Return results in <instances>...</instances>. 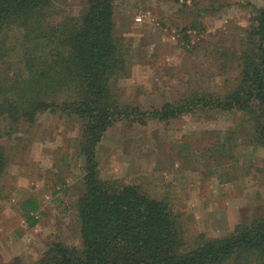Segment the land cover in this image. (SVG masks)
I'll use <instances>...</instances> for the list:
<instances>
[{
	"label": "trees",
	"instance_id": "16d2710c",
	"mask_svg": "<svg viewBox=\"0 0 264 264\" xmlns=\"http://www.w3.org/2000/svg\"><path fill=\"white\" fill-rule=\"evenodd\" d=\"M65 1L0 0V177L12 161L7 143L26 138L39 115L50 111L77 124L76 149L69 152H76L84 172L76 204L80 243L54 240L32 261L16 255L4 264H264V206L228 234L189 241L180 213L166 199L139 184L103 177L98 158L100 142L119 121L147 124L217 111L237 120L197 156L205 160L204 173L210 168V175L233 179L237 147L264 148V6L240 43L222 52L223 88L191 86L175 100L144 108L119 93L131 59L126 37L117 32L116 0H84L80 14L58 9ZM199 3L185 0L182 10L192 13ZM58 160L53 176L63 187L69 160ZM20 207L32 224L39 221L35 196Z\"/></svg>",
	"mask_w": 264,
	"mask_h": 264
},
{
	"label": "rangeland",
	"instance_id": "374dc122",
	"mask_svg": "<svg viewBox=\"0 0 264 264\" xmlns=\"http://www.w3.org/2000/svg\"><path fill=\"white\" fill-rule=\"evenodd\" d=\"M184 1L116 0L117 32L130 47L131 74L118 81L125 102L158 107L191 86L223 88L227 56L222 52L240 43L264 6V0H199V15V7L189 8L192 13L182 10ZM85 8L84 0H66L58 9L80 14ZM194 21L199 27H192ZM234 120L235 116L212 111L170 121L150 119L147 124L119 121L99 144L101 174L139 184L166 199L180 213L189 241L201 234H228L264 206V148L238 146L240 161L231 180L210 175V168L204 173L206 163L197 152L223 135ZM67 121L47 111L26 138L7 143L12 161L0 177V264L16 255L32 261L54 240L80 243L76 204L84 191V172L82 160L69 152L70 147L76 149L80 129ZM64 156L69 164L62 187L53 170L56 159L61 163ZM30 196L40 203L35 224L20 207Z\"/></svg>",
	"mask_w": 264,
	"mask_h": 264
},
{
	"label": "built area",
	"instance_id": "2783aa9c",
	"mask_svg": "<svg viewBox=\"0 0 264 264\" xmlns=\"http://www.w3.org/2000/svg\"><path fill=\"white\" fill-rule=\"evenodd\" d=\"M138 20H142V18L141 17H138Z\"/></svg>",
	"mask_w": 264,
	"mask_h": 264
}]
</instances>
